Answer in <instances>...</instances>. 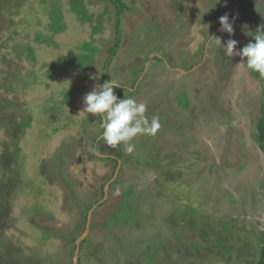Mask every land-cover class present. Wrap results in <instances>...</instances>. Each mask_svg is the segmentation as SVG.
<instances>
[{
	"label": "rangeland",
	"instance_id": "rangeland-1",
	"mask_svg": "<svg viewBox=\"0 0 264 264\" xmlns=\"http://www.w3.org/2000/svg\"><path fill=\"white\" fill-rule=\"evenodd\" d=\"M119 2L0 0V264H258L264 78L222 44L264 0ZM108 80L159 118L132 153L83 111Z\"/></svg>",
	"mask_w": 264,
	"mask_h": 264
},
{
	"label": "clouds",
	"instance_id": "clouds-1",
	"mask_svg": "<svg viewBox=\"0 0 264 264\" xmlns=\"http://www.w3.org/2000/svg\"><path fill=\"white\" fill-rule=\"evenodd\" d=\"M234 20L229 14L219 18L221 31L234 34ZM246 27V26H245ZM217 43L222 44L218 38ZM238 41L229 39L224 46L228 57L240 56L241 62L246 61V66L252 72L259 73L264 78V29L258 28L254 40L236 51ZM94 79V78H93ZM119 84L108 80L99 85H94L92 90L83 97V111L89 114H99L103 117L102 139L107 145L117 147L125 145V151L132 153L135 145L130 143L138 135H155L160 128L158 117L151 121L145 116L147 105L138 103L135 98H119L114 89Z\"/></svg>",
	"mask_w": 264,
	"mask_h": 264
},
{
	"label": "trees",
	"instance_id": "trees-1",
	"mask_svg": "<svg viewBox=\"0 0 264 264\" xmlns=\"http://www.w3.org/2000/svg\"><path fill=\"white\" fill-rule=\"evenodd\" d=\"M110 2L112 3V5L115 7V11H116V16L117 18L120 16L121 14V6H120V2L119 0H110ZM118 25H119V20L117 19L116 21V33L117 35H119V30H118ZM119 40L115 39L113 47L111 49V58L114 57L116 50L118 49L119 46ZM115 90H119V88H115ZM261 107H260V118L258 121V133H259V140L260 142L264 145V79L261 83ZM97 118L99 119V122H101V115L96 114ZM77 264H79V259L77 261ZM258 264H264V259L262 261H260Z\"/></svg>",
	"mask_w": 264,
	"mask_h": 264
},
{
	"label": "water",
	"instance_id": "water-1",
	"mask_svg": "<svg viewBox=\"0 0 264 264\" xmlns=\"http://www.w3.org/2000/svg\"><path fill=\"white\" fill-rule=\"evenodd\" d=\"M106 190H107V188H105V192H106ZM105 196H106V194H105ZM105 196H104V198H105ZM89 221V220H88ZM87 231L83 234V236H82V238H81V240H79L78 241V244L82 241V239H84L86 236H87ZM77 261H78V258L75 260V264H77Z\"/></svg>",
	"mask_w": 264,
	"mask_h": 264
}]
</instances>
